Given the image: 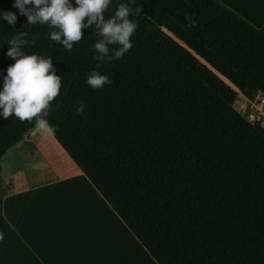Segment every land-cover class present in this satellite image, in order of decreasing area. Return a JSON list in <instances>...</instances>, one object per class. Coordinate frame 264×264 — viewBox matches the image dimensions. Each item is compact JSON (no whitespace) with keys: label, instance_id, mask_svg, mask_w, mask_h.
<instances>
[{"label":"trees","instance_id":"1","mask_svg":"<svg viewBox=\"0 0 264 264\" xmlns=\"http://www.w3.org/2000/svg\"><path fill=\"white\" fill-rule=\"evenodd\" d=\"M119 2L128 0H113L106 18ZM12 4L0 0V10L17 12ZM129 6L138 23L133 47L98 69L112 80L103 89L85 83L97 64L94 26L82 28L69 52L49 38L58 29L19 14L14 27L3 21L0 71L14 63L6 52L18 33L22 52L51 57L62 83L47 117L51 132L160 264H264V126L200 64L264 93V27L219 0ZM33 129L14 115L0 119V158ZM4 196L0 164V237L11 230Z\"/></svg>","mask_w":264,"mask_h":264},{"label":"crops","instance_id":"2","mask_svg":"<svg viewBox=\"0 0 264 264\" xmlns=\"http://www.w3.org/2000/svg\"><path fill=\"white\" fill-rule=\"evenodd\" d=\"M219 1L264 27V0ZM0 164V264H160L51 131L33 129Z\"/></svg>","mask_w":264,"mask_h":264},{"label":"clouds","instance_id":"3","mask_svg":"<svg viewBox=\"0 0 264 264\" xmlns=\"http://www.w3.org/2000/svg\"><path fill=\"white\" fill-rule=\"evenodd\" d=\"M113 0H13L12 7L17 10H0V24L7 21L9 26H15L18 14L26 16L28 25L47 24L50 28L58 29L48 35L51 40L59 42L71 52L74 41H81L84 37L83 29L94 26L99 37L91 45L94 49L93 59L96 67L86 76L85 83L92 89H103L112 80L106 73L98 69L104 63L120 60L133 47L131 37L135 34L138 23L129 17L133 9L128 3L116 4L114 14L105 17ZM143 9L137 5L135 16H139ZM192 15H185L189 26L195 27L196 20ZM85 17L87 22L85 23ZM25 33H18L9 39L6 56L14 63L6 68L2 74L3 86L0 90V119L14 115L19 121L34 123L35 130L52 131L47 117L51 104L61 94V76L55 73L51 57L45 58L37 54H25L21 51L25 43ZM64 39H61V37ZM115 46V47H110ZM85 105L78 104L76 112L83 113ZM35 118V119H34ZM45 166L43 162L34 165L35 168Z\"/></svg>","mask_w":264,"mask_h":264},{"label":"rangeland","instance_id":"4","mask_svg":"<svg viewBox=\"0 0 264 264\" xmlns=\"http://www.w3.org/2000/svg\"><path fill=\"white\" fill-rule=\"evenodd\" d=\"M162 31L163 30L162 27ZM202 67L207 69L210 73L215 75L224 86L229 87L234 93H236L237 98L235 102V107L238 108L245 116L256 121H260L264 126V97L258 92H252L251 90L244 91L238 86L234 87L230 82L226 81L224 77L213 72L209 67L200 63ZM224 75V74H223Z\"/></svg>","mask_w":264,"mask_h":264},{"label":"bare ground","instance_id":"5","mask_svg":"<svg viewBox=\"0 0 264 264\" xmlns=\"http://www.w3.org/2000/svg\"><path fill=\"white\" fill-rule=\"evenodd\" d=\"M200 58V57H199ZM201 59V58H200ZM202 60V59H201ZM204 63H206L204 60H202ZM210 67V66H209ZM211 68V67H210ZM215 73H217L218 75L222 76L220 73H218L216 70H214L213 68H211ZM224 77V76H222ZM232 84V83H231Z\"/></svg>","mask_w":264,"mask_h":264},{"label":"built area","instance_id":"6","mask_svg":"<svg viewBox=\"0 0 264 264\" xmlns=\"http://www.w3.org/2000/svg\"><path fill=\"white\" fill-rule=\"evenodd\" d=\"M261 96H263L264 97V93H262L261 91H259L258 92ZM247 117V116H246ZM248 118V117H247ZM248 119H250L251 121H256V120H253V119H251V118H248Z\"/></svg>","mask_w":264,"mask_h":264}]
</instances>
